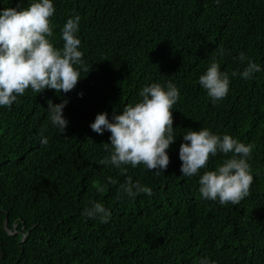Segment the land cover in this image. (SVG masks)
Wrapping results in <instances>:
<instances>
[{
  "label": "trees",
  "instance_id": "trees-1",
  "mask_svg": "<svg viewBox=\"0 0 264 264\" xmlns=\"http://www.w3.org/2000/svg\"><path fill=\"white\" fill-rule=\"evenodd\" d=\"M20 2L0 0V9ZM54 4L53 43L62 47L60 29L80 15L91 70L69 93L28 89L11 108L0 107V264H198L202 256L218 264H264V71L248 80L233 77L228 96L216 104L198 82L213 56L229 75L244 66L236 59L240 51L264 68V0ZM221 47L230 54L219 57ZM167 80L180 90L173 110V126L180 128L164 174L101 164L111 134L90 128L96 115L111 118L139 100L143 86ZM65 98L69 123L60 133L48 119L47 102ZM200 127L254 146V180L239 205L203 199L199 178L182 176L180 134ZM222 159L210 157L208 168ZM128 176L151 187L152 195L118 198ZM92 201L111 210L108 223L81 214Z\"/></svg>",
  "mask_w": 264,
  "mask_h": 264
},
{
  "label": "clouds",
  "instance_id": "clouds-1",
  "mask_svg": "<svg viewBox=\"0 0 264 264\" xmlns=\"http://www.w3.org/2000/svg\"><path fill=\"white\" fill-rule=\"evenodd\" d=\"M55 13L54 0H28L27 7L21 0L15 7L0 9V107L11 108L28 89L36 93L45 89L69 93L83 78L82 72L91 70L81 48L80 15L66 20L60 29L62 47H56L51 22ZM229 54L230 50L223 47L218 50L219 57ZM236 59L244 66L232 71L231 75L221 69L220 60L213 56L205 72L199 76V85L213 104L228 96L233 77L248 80L264 71L244 51H240ZM79 95L82 97L83 92ZM138 95L140 99L125 105L119 114L113 112L109 118L107 112H101L90 123V128L97 134L103 135L106 131L111 134L110 143L103 144L109 155L100 163L112 165L122 172L127 171L125 166L135 169L143 165L156 175L164 174L170 163L167 150L178 137L175 130L180 128L173 126V110L180 99V90L172 80H167L146 84ZM68 102L67 98L61 103L47 102L48 119L60 133L65 132L69 123L63 115ZM180 135L183 136L179 147L182 176L199 178V192L203 199L218 201L221 205H239L250 194L254 180L249 163L254 146L230 134L216 133L204 127ZM40 140L41 144H48V138L43 134ZM218 154L223 159L214 169H209L210 157ZM108 182L116 183L111 177ZM152 193L151 187L128 176L119 186L118 198H135L140 194L151 196ZM81 214L88 219L99 218L103 223L111 219V210L100 201L90 202ZM198 264L218 262L202 256Z\"/></svg>",
  "mask_w": 264,
  "mask_h": 264
}]
</instances>
